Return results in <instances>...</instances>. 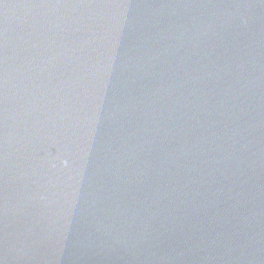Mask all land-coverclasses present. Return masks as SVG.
<instances>
[{
    "label": "water",
    "instance_id": "obj_1",
    "mask_svg": "<svg viewBox=\"0 0 264 264\" xmlns=\"http://www.w3.org/2000/svg\"><path fill=\"white\" fill-rule=\"evenodd\" d=\"M0 264H264V0H0Z\"/></svg>",
    "mask_w": 264,
    "mask_h": 264
}]
</instances>
